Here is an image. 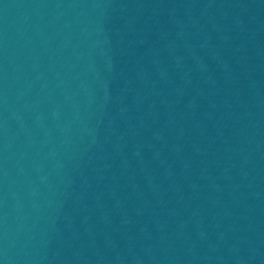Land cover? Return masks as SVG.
I'll return each instance as SVG.
<instances>
[{"label": "water", "instance_id": "1", "mask_svg": "<svg viewBox=\"0 0 264 264\" xmlns=\"http://www.w3.org/2000/svg\"><path fill=\"white\" fill-rule=\"evenodd\" d=\"M0 264H264V0H0Z\"/></svg>", "mask_w": 264, "mask_h": 264}]
</instances>
